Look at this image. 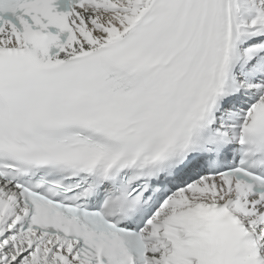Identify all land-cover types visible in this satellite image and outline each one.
<instances>
[{"label": "snow or ice", "instance_id": "1", "mask_svg": "<svg viewBox=\"0 0 264 264\" xmlns=\"http://www.w3.org/2000/svg\"><path fill=\"white\" fill-rule=\"evenodd\" d=\"M0 264H264V0H0Z\"/></svg>", "mask_w": 264, "mask_h": 264}]
</instances>
